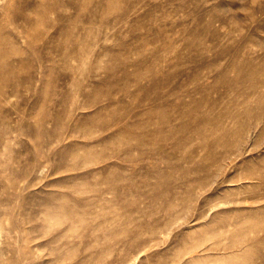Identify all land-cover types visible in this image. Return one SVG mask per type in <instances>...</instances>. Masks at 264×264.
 I'll list each match as a JSON object with an SVG mask.
<instances>
[{"label":"rangeland","instance_id":"1","mask_svg":"<svg viewBox=\"0 0 264 264\" xmlns=\"http://www.w3.org/2000/svg\"><path fill=\"white\" fill-rule=\"evenodd\" d=\"M0 264H264V0H0Z\"/></svg>","mask_w":264,"mask_h":264}]
</instances>
